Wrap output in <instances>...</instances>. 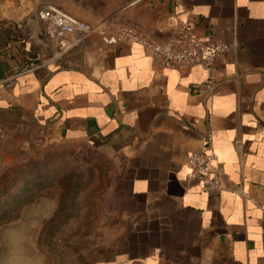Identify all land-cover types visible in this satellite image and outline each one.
Wrapping results in <instances>:
<instances>
[{
    "label": "crops",
    "instance_id": "1",
    "mask_svg": "<svg viewBox=\"0 0 264 264\" xmlns=\"http://www.w3.org/2000/svg\"><path fill=\"white\" fill-rule=\"evenodd\" d=\"M40 4L0 0V53L9 66L44 57ZM112 17L113 26L91 24L130 26L163 41L187 21L199 39L226 49L209 68L179 72L136 42L108 44L93 31L61 62L11 87L0 83V162L7 142L26 133L113 154L96 264H264V0H113ZM207 133L218 188L202 187L185 165ZM17 224L0 227L6 264L25 257Z\"/></svg>",
    "mask_w": 264,
    "mask_h": 264
},
{
    "label": "rangeland",
    "instance_id": "2",
    "mask_svg": "<svg viewBox=\"0 0 264 264\" xmlns=\"http://www.w3.org/2000/svg\"><path fill=\"white\" fill-rule=\"evenodd\" d=\"M39 2L68 5L88 14L87 22L113 26V0ZM41 33L47 58L53 48ZM7 146L0 162V227L17 221L15 245L25 256L21 264L28 259L30 264H96L108 231L113 154L84 142H49L30 133ZM0 264L6 260L0 257Z\"/></svg>",
    "mask_w": 264,
    "mask_h": 264
},
{
    "label": "built area",
    "instance_id": "3",
    "mask_svg": "<svg viewBox=\"0 0 264 264\" xmlns=\"http://www.w3.org/2000/svg\"><path fill=\"white\" fill-rule=\"evenodd\" d=\"M37 17L41 21L44 34L52 43L53 53L47 58L29 61L10 75L1 78L0 83L6 87H11L17 77L33 73L47 62L62 57L93 31H97L102 40L108 44H115L120 40L136 42L148 55L158 59L164 67L179 72L193 65L209 68L226 49V44L222 41L199 39L187 21L177 23L167 38L158 41L130 26H121L109 31L107 26L91 24L50 3L39 5ZM210 85L211 80H208L206 87ZM210 138L209 133L202 137L201 152L189 154L185 165L189 177L196 179L202 187L218 188L220 177L218 169L213 168L215 154L210 146Z\"/></svg>",
    "mask_w": 264,
    "mask_h": 264
},
{
    "label": "trees",
    "instance_id": "4",
    "mask_svg": "<svg viewBox=\"0 0 264 264\" xmlns=\"http://www.w3.org/2000/svg\"><path fill=\"white\" fill-rule=\"evenodd\" d=\"M42 32L43 35L46 39V41L48 42V44L52 47V43L48 40V38L46 37V35L44 34L43 28H42ZM53 48V47H52ZM6 52H1L0 53V58H2L0 60V79L4 78L7 75H10L11 73H13L14 71H16L17 69H19L20 67H22L25 63L29 62V61H38L40 60V58L38 56H34L32 58H22L21 60L17 61L15 66H9L6 62H5V55ZM64 55L58 59H56L55 61L57 62H61L63 59ZM38 70V69H37Z\"/></svg>",
    "mask_w": 264,
    "mask_h": 264
}]
</instances>
